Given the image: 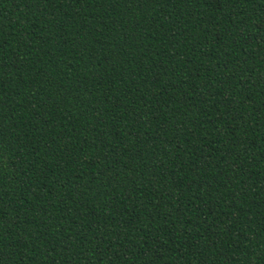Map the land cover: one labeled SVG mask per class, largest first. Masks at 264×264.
Masks as SVG:
<instances>
[{
  "label": "trees",
  "instance_id": "16d2710c",
  "mask_svg": "<svg viewBox=\"0 0 264 264\" xmlns=\"http://www.w3.org/2000/svg\"><path fill=\"white\" fill-rule=\"evenodd\" d=\"M0 264H264V0H0Z\"/></svg>",
  "mask_w": 264,
  "mask_h": 264
}]
</instances>
